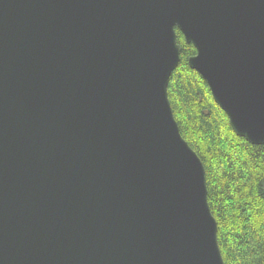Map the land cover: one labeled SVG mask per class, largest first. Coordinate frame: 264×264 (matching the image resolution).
Wrapping results in <instances>:
<instances>
[{
  "label": "water",
  "instance_id": "1",
  "mask_svg": "<svg viewBox=\"0 0 264 264\" xmlns=\"http://www.w3.org/2000/svg\"><path fill=\"white\" fill-rule=\"evenodd\" d=\"M176 29L264 144V0H0V264H224L168 98Z\"/></svg>",
  "mask_w": 264,
  "mask_h": 264
},
{
  "label": "trees",
  "instance_id": "2",
  "mask_svg": "<svg viewBox=\"0 0 264 264\" xmlns=\"http://www.w3.org/2000/svg\"><path fill=\"white\" fill-rule=\"evenodd\" d=\"M176 38L180 61L168 98L181 136L203 163L224 264H264V144L234 133L205 79L188 65L194 46L177 29Z\"/></svg>",
  "mask_w": 264,
  "mask_h": 264
}]
</instances>
